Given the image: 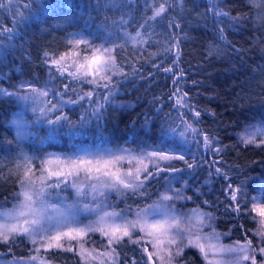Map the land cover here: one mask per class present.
<instances>
[{
    "label": "snow or ice",
    "instance_id": "snow-or-ice-1",
    "mask_svg": "<svg viewBox=\"0 0 264 264\" xmlns=\"http://www.w3.org/2000/svg\"><path fill=\"white\" fill-rule=\"evenodd\" d=\"M250 3L259 7L264 5V0H250ZM67 6L72 7L70 2H67ZM22 7L28 10L29 15L43 8L37 0H28ZM145 8L152 11V15L146 19L155 21L167 14L170 4L168 0H146ZM210 10L214 16L228 17L237 23L243 19L239 15L229 16V13L215 8ZM261 19H264V13ZM126 23L121 18L119 35L115 36L111 33L101 36L88 29L68 33L67 39L63 41L62 52L49 45L40 53V63L46 66L49 73V80L43 86H38L39 81L29 80L14 86V91L0 88V96L9 101L15 98L24 102L26 110L30 107L33 113L32 119L21 114L10 121L16 130L14 139L18 154L13 167L8 169V176H4V168L0 167V178L14 177L19 191L13 196L18 203L13 209L5 211L0 220V242L7 244L16 239H29L32 245L29 251L32 254L20 258L18 264H48L43 255L53 249L75 252L83 264H90L91 261L118 264L117 249L126 243L141 247L146 254V264H174L175 261L188 264L184 259L186 249L197 250L205 264H222L216 257L223 254L232 257L228 264H264V220L256 233L261 237V244L253 246L252 240L245 238L243 243L237 240L226 246L219 242L221 236L226 234L215 231L211 213L199 208L182 211L184 206L179 205L180 201H190L192 197L184 195L181 188L173 186L174 183H179L184 174L207 166L210 177L215 175L225 181L222 194L229 201L232 211L241 214L243 205V211L249 214L258 212L264 217V175H246L234 185V178L216 166L224 163L222 154L229 145L194 126L202 122L201 110L191 104L188 92L178 86L179 81L176 79L173 82L177 87L169 94L168 100L172 102V110L179 113V123L167 114L168 122L160 129L159 143L143 148L118 146L112 149L104 144L88 149L81 141L79 144L74 143V150L69 154L45 153L42 157L23 150L22 144L25 141L30 137H38V132L33 131L36 128L45 132L40 137V143L64 139L75 142L78 138L94 133H99L103 138L102 124L107 119V110L129 107L127 102L119 99V89L121 81L129 75H136L137 70L134 68L131 73L127 72L125 65L128 61H122L118 54L129 42L142 45L147 41L139 29L135 30L134 35L127 32L123 28ZM139 27L142 29L145 24ZM4 31L11 34L13 29ZM218 31L223 41V29ZM118 39L123 42L117 43ZM226 46L236 53L241 51L230 42ZM173 50L178 59L179 38L172 39L165 49L166 52ZM221 52L222 49L213 46L208 55ZM176 62L173 60V65ZM164 71L172 72L173 66L170 65ZM174 75L184 74L181 72ZM56 79L66 82L59 88L49 87ZM85 102L87 107L78 119L73 120L70 113L75 106ZM157 111H162V108ZM210 114L214 116L215 112ZM189 115L191 120L188 119ZM132 123L135 125L137 121ZM148 124L149 120L145 117L142 127ZM176 136L179 137L178 141L169 139ZM238 142L246 146H264V119L256 124L245 125L243 131L238 133ZM8 143L11 145L13 141ZM190 144H196L206 154L210 153L213 159H198L188 149ZM189 155L192 156L191 162L186 159ZM175 162L182 164L177 167ZM158 178L164 179L167 186L156 201L144 204L143 207L139 203H127L132 198L150 199L148 186ZM249 187L257 192L251 199L258 202L253 203L251 208H248L246 202ZM70 195H74L75 199L72 204H67ZM112 196L124 203L125 207L109 211L118 208ZM53 200L67 209H76V212L61 211L56 203H50ZM204 203L208 204V201ZM81 215L83 220L80 219ZM196 217L199 219L196 220ZM205 227L211 229V232L204 233ZM97 234L100 237L99 247H85L96 243L93 236ZM212 240L216 242L205 243ZM149 246L152 251L148 250ZM257 255L262 257L259 262ZM132 264H137L135 259Z\"/></svg>",
    "mask_w": 264,
    "mask_h": 264
},
{
    "label": "trees",
    "instance_id": "trees-1",
    "mask_svg": "<svg viewBox=\"0 0 264 264\" xmlns=\"http://www.w3.org/2000/svg\"><path fill=\"white\" fill-rule=\"evenodd\" d=\"M43 6L41 10L32 12L22 5L28 0H0V88L14 91V86L22 80L39 81V84L49 80L45 65L40 63V53L48 48L64 51L63 41L67 34L88 29L101 36L109 33L119 35L121 18L127 23L123 28L135 34L139 29L144 34L147 43L132 45L129 42L118 54L121 60H127L125 70L129 73L135 68L136 75H129L121 81L119 99L127 102L128 108L120 110L109 108L107 119L103 121V138L99 133L86 135L77 141L67 139L51 143H40V137L45 135L39 128L38 137H31L22 144L26 153L42 157L45 153L71 152L74 143L99 144L106 146H123L128 148H143L159 143L160 129L168 122L170 114L179 123V113L172 110V102L168 100L171 92L179 81V87L188 92L191 104L201 110V123L194 125L202 128L229 145L222 154L221 167L231 178L234 185L245 176L264 175V146L244 145L238 142V132L245 125L264 119V5L253 6L250 0H168L170 4L166 15L155 21L147 20L152 11L145 8L146 0H37ZM70 2L72 7L67 6ZM150 2V0H149ZM229 13V16H241L239 23L228 17L214 16L210 9ZM23 13V16L21 15ZM145 27L140 29V25ZM179 27H176V25ZM171 25V26H170ZM11 28L13 32L7 33ZM223 29L224 40L220 39L218 29ZM180 40V56L177 59L175 50L166 52L172 39ZM117 43L123 42L118 39ZM231 43L239 53L227 47ZM217 46L222 49L218 55L209 56L208 52ZM173 60L176 64L173 65ZM157 67H153V65ZM173 66L172 72L164 69ZM183 73L176 76L175 73ZM151 73V75H150ZM196 81L198 83H193ZM66 82L56 79L53 87H61ZM75 87V85H73ZM87 90V89H86ZM67 99V97H65ZM18 102L15 98L0 96V167L4 168V176L13 167L18 154L15 143V130L10 123L11 116ZM71 107V106H69ZM87 107L75 106L70 113L73 120L79 118ZM162 108V111L157 109ZM215 112V115H211ZM145 117L148 118L147 127ZM33 118V113L28 119ZM191 120V115L188 116ZM137 121L133 125L132 121ZM94 126V125H93ZM179 140V137H169ZM8 141H13L9 145ZM198 159H208L213 156L205 153L196 144L187 146ZM37 149L42 151L38 152ZM191 162L192 156H186ZM218 159V158H217ZM181 166L182 162H175ZM209 167L197 168L183 175L179 183L185 195L192 200L184 201L190 207H200L208 210L214 217L215 227L226 233V240L256 239V218L254 212L243 211L237 215L229 207V201L222 194L225 181L213 175L209 176ZM238 179H235L237 178ZM257 184L259 181L256 182ZM165 180L158 178L148 186V198H132L128 204L151 203L164 187ZM19 185L15 178H0V208L9 206ZM196 189L200 191L197 192ZM246 198L248 208L252 207L251 197L256 193L248 188ZM118 207L124 203L114 200ZM204 201H208L205 204ZM29 249V241L16 239L7 244L0 242V256L21 257ZM118 264H146V254L138 245L124 244L117 249ZM45 257L50 262L59 264H83L75 252L53 249ZM184 259L188 264H205L199 252L186 249ZM179 262V261H178Z\"/></svg>",
    "mask_w": 264,
    "mask_h": 264
},
{
    "label": "rangeland",
    "instance_id": "rangeland-1",
    "mask_svg": "<svg viewBox=\"0 0 264 264\" xmlns=\"http://www.w3.org/2000/svg\"><path fill=\"white\" fill-rule=\"evenodd\" d=\"M22 81H24V80H22ZM20 82H21V81H20ZM20 82H19V83H20ZM19 83H18V85H19ZM44 84H45V83H41V84H39L38 86H43ZM49 87H53V84H52V83L49 84ZM6 90H7V89H6ZM8 91H9V90H8ZM17 102H18V104H17L16 108H15L14 111H13V114H12V116H11L10 121L17 119L18 116L21 115V114H23V115L25 116V118H27V119H28L29 116L31 115L30 107L26 110V108H25V103H24V102H21V101H17ZM256 123H258V122H256ZM256 123H253V124H256ZM12 126H13V125H12ZM13 128H14V130H15V127H14V126H13ZM15 131H16V130H15ZM241 131H243V129H241L240 132H241ZM240 132H238V133H240ZM83 145H84L86 148H88V149H95L96 147L101 146V145H99V144H83ZM107 147H108V148L115 149V148H117L118 146H107ZM71 152H72V151H71ZM71 152H51V153H55V154H61V153H63V154H69V153H71ZM166 186H167V185H166V182H165L164 187L160 190V193L163 192V191L165 190V187H166ZM173 186L182 189V185H178V186H177L176 183H174ZM17 191H19V188H18ZM160 193H159V194H160ZM182 193L184 194L183 191H182ZM159 194H158V195H159ZM158 195H157V196L155 197V199L152 200L151 203H149V204H152L154 201H156V200L158 199ZM184 195H185V194H184ZM255 195H257V192H256L253 196H255ZM112 197L114 198V200H117V198H116L115 196H112ZM74 199H75L74 195H70L69 198H68V200L66 201V203H67V204H72L73 201H74ZM17 203H18V201H16V200L13 199V202L10 203L9 206H5V207L0 208V220L3 219V213H4L5 211H8V210L13 209L14 205H16ZM50 203H56L57 206L60 208V210L63 211V212H76V209H67V208L64 207L63 204H60L59 202H57V201H55V200L50 201ZM253 203H258V202L253 201ZM253 203H252V205H253ZM179 205H183V206H184L183 209H182V211H187V210H189V209H193V208H199V210H201V211H203V212L210 213L208 210H206V209H204V208H200V207H197V206H195V207H190V206L186 205V204L184 203V201H180V202H179ZM179 205H178V206H179ZM124 207H125V205H122L121 207H118L117 209H108V210H109V211L119 210V208H124ZM254 214H255L256 223H257V224H256L255 232L257 233V232L261 229V221L264 220V217H261V216L258 214V212H254ZM92 218H93V217H89V219H92ZM80 219L83 220L84 217L81 215V216H80ZM195 219L198 220L199 218L196 217ZM84 222L86 223L87 220H84ZM205 223H207V221H205ZM212 224H213V227L215 228V231H216L217 233H223V232L219 231V230L215 227L213 221H212ZM203 232H204V233H210V232H211V229L205 227V228L203 229ZM223 234H226V233H223ZM26 239H27V238H26ZM93 239L96 241V243H95V244H88V245H85V247H87V248H93V247L98 248L99 245H100V237H99V235L97 234V235L93 236ZM27 240L29 241V239H27ZM255 240H256V241H255L254 246H257L258 244H261V243H262V241H261V237H259L258 235H256V239H255ZM235 241H236V240H229V241H227V240H226V235H222L221 238H220V241H219V242H220L221 244H223V245L230 246V245H232ZM209 242H211V243H215L216 241H214V240H212V241H205V243H209ZM243 242H244V241H241V243H243ZM31 247H32V245H31V243H30V241H29V249H30ZM29 249H28V251L24 254V256H21V257H9V258H6V257H2V256H0V264H18V262L20 261V258H27L29 255L32 254V253H30ZM148 250H149V251H152L153 249L151 248V246H149ZM101 251H103V249H101ZM43 258L48 262V264H59V263H56V262L54 263V262H50V261H48V260L46 259V257H45V254L43 255ZM216 259L221 260V261H222V264H228V262L232 259V257H230V256L227 255V254H223V255H218V256L216 257ZM260 259H262V257H260L259 255H257V260H258V262H259ZM90 264H98V262H97V261H91ZM174 264H179V262H178V261H175Z\"/></svg>",
    "mask_w": 264,
    "mask_h": 264
}]
</instances>
